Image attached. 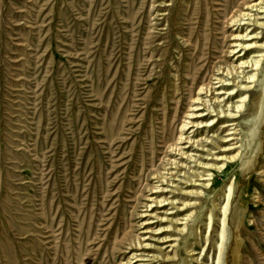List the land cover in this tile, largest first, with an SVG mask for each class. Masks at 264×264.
<instances>
[{
    "label": "rangeland",
    "instance_id": "374dc122",
    "mask_svg": "<svg viewBox=\"0 0 264 264\" xmlns=\"http://www.w3.org/2000/svg\"><path fill=\"white\" fill-rule=\"evenodd\" d=\"M222 5L224 0H0V264H93L121 204L132 240L151 245L138 254L160 255L157 263L139 264H264V60L259 70H245L258 74L249 91L237 92L247 85L242 76L237 87H225L235 89L226 104L246 98L240 117L222 120L236 123L235 140H214L220 151L210 145L206 154L190 148L189 163L169 156L159 139L167 118L176 122L169 133L178 137L193 105L198 86L190 95L192 83L182 79L191 68L206 66L201 80L218 89V69L236 66L254 51L264 54L232 53L235 35L246 29L255 38L245 43L264 45V29L232 27L221 17ZM174 94L183 97L181 104L171 105L163 119L175 102L163 100ZM221 125L186 135L212 141ZM228 133L224 129L220 137ZM223 146L240 147L224 152ZM222 154L231 161L202 190V165L220 162ZM168 157L191 167L190 174L198 171L202 181L177 176L179 188L171 185L153 197L170 198L180 208L165 202L141 217L150 188L161 185L153 170L165 172ZM184 202L192 207L182 208ZM184 215L190 220H181ZM192 249L198 255L190 257ZM166 255L177 261L165 262Z\"/></svg>",
    "mask_w": 264,
    "mask_h": 264
},
{
    "label": "bare ground",
    "instance_id": "6f19581e",
    "mask_svg": "<svg viewBox=\"0 0 264 264\" xmlns=\"http://www.w3.org/2000/svg\"><path fill=\"white\" fill-rule=\"evenodd\" d=\"M239 2L240 0H224V5H222L224 8V12H223L224 15L223 16L221 15V17L224 20L228 19V24L231 25L232 27H237L238 30L242 29L241 27H244L248 24L249 25L251 24L254 27H259L261 29H264V21H258L260 17H264V0H253L251 2H249L248 0H245L243 5L241 6V9L238 11V13H235L234 15L229 17L230 10L235 5H237ZM170 5L171 4H165L164 8ZM161 15L165 16L166 12H162ZM257 16L258 17L260 16V17L257 18ZM244 32L245 34H242V35L238 34V35H235L234 37V39L236 40V42L232 46L233 47L232 53L234 55L238 53H241L239 55H242L243 52L247 53L249 49H257V50L261 49L264 51V45H261V46L257 45L256 42L252 44L245 43L244 41L246 39L251 40V39H254L255 37L254 35H252L253 37L250 39V35L248 34L247 29ZM252 53H254L253 56L249 57L246 60H240L239 64L237 63L236 66H233L232 64H230L224 68L221 67L222 69L220 68L217 70V74L216 75L214 74L215 78H213V80H215L216 82L215 84L218 85L219 87V88L217 87L218 89L213 87L214 83H205V81L201 80V73L206 67L204 65L202 66L198 65V66L191 68L190 71H188L187 73L188 74L187 77L188 76L189 77L182 78L185 84H188L190 82L192 83L190 88L188 89V92L190 93V95L194 94L195 88L197 86H198V91L195 92L197 93V96L193 97V101H192L193 105L192 103H190L191 106L189 108V111L185 115L186 120L182 121L181 128L178 132V137H176V135L169 133V132H172L173 130H176V127H175L176 122L174 120L173 121L171 120V122L168 123L169 118H167V120H164V122L162 123L161 129L163 130V133H162L163 137H159V139L163 145L162 148H165V150L166 149L168 150L167 153L169 154V156H172V155L179 156L180 159H186L185 161L192 163L194 157L192 153H188L190 152L188 151V149L193 148L196 150L197 148H200V150L199 149L197 150L201 151V153L203 154L204 153L206 154V153L212 152V149H209V148H210V145L214 146V144H212L213 142H215L214 140H216L217 142L219 141L221 143H224V142L227 143L232 140H235L233 136L237 134L236 133V130H237L236 123H228V121L222 122V120L223 119L234 120L240 117V116H237V114L240 113L242 109L244 108V103L246 102V98L243 96H239V99H237L235 102H230L229 104H226L225 103L226 97H231L235 93L234 91L235 89L229 90V89H226L225 87L230 86V85L237 87L236 85L237 79L240 78L239 76H242L240 78L241 81L247 85L246 87H242L241 85L238 86L237 92L238 91L239 92L249 91L251 89L252 84L258 77V74L254 73L253 75L248 76L245 74V70L249 69L251 72L259 70L262 64V60H264L263 59L264 54H261L260 52H257V51H254ZM220 65L222 66V64ZM195 72L200 74V75L198 74L199 78L196 77L197 73L195 74ZM182 98L183 97H181L180 95L174 94L172 98L163 100V104L167 103L169 100H175V102L168 105L169 107L168 106L166 107L167 113L165 112L166 116L164 114L165 118L163 119H166V117L171 112V105L173 106L175 105L176 107L180 106ZM177 110L178 109H176V111ZM206 117L207 118L214 117V118L211 120H207V121L203 120ZM219 124H222L218 130L219 134L217 135L215 134L214 136H212L213 137L212 141H210L211 138H207V139L201 138L200 140H197V139L195 140L194 137H189L188 135H186L187 131H189L190 129L196 128V130H199V129L205 128V129L213 130ZM230 126H234V127L231 128ZM224 129L226 130L228 129L229 133L227 134V137H220L221 134L224 132ZM218 137L225 139V140L218 139ZM151 142L154 147L156 142L154 140ZM237 147H240V146H236L234 148H237ZM219 148L215 147V149H218V150ZM234 148H231L230 146H225L222 151L224 152L230 151L231 149H234ZM154 150L155 149L153 148V154H154ZM213 156H216V155H213ZM219 159L220 160H217V161H220V162L208 164V165H202L203 169L205 170L204 172H207L205 173V175H203L205 176L203 177L204 178L203 181H206V183L199 184V187L203 188L202 190L207 189L211 185V182L214 180V178H216L215 171L216 172L225 171V168H226L225 163L231 161L230 157L226 154L219 155ZM165 162L166 164L163 167V170H165V172L162 171V169L153 170V174L155 176L154 179H157V182H159L161 185L157 187L152 186L150 188V191H152L151 192L152 195L150 196V198H147L149 199L148 201L150 202V204L145 203L146 210L145 212L142 213L144 215H142L141 217L149 216L147 212H152L151 209L153 205H156V206L158 205V207H162L160 205H162L165 202H168V203L163 204V205L170 204L173 207V209L180 208L177 206V204L174 201H171L170 198H163L162 200H159L158 197H153V195L157 193L168 192V190L166 189L170 187L171 185H175L174 187L179 188L178 184H180V182L178 183L175 182L177 180L175 179L177 176L183 177L182 180H186L188 182H194L195 181L194 176L201 179L200 181H202L201 175L198 173V171H195V173H193L192 171L191 174L194 175L192 176L189 172L192 170V168L189 167L187 164L182 163V161L180 160L178 161L176 159L173 160L171 159V157H168V159H166ZM197 162L198 161L196 160L195 164L193 165L198 166ZM185 176L187 177L185 178ZM165 184L166 185L169 184V185L166 187H163V185ZM230 189L231 187L229 188V190ZM189 195L190 196L197 195V193L194 192V193H190ZM191 205L192 204H190V202H186V203L184 202L181 207L188 209L192 207ZM227 208H228V202L226 206L221 207V211L223 212L224 216L227 212ZM121 214H123L125 217L124 223L122 221L123 218L121 217ZM150 216L156 217L152 215ZM183 218L184 219H181V220L189 221L191 218V215H184ZM171 221H173V219ZM128 222L129 221L127 220V212L125 208L123 207V205L121 204L116 209L113 219L111 221V224L110 225L108 224L109 227L107 229V237L106 238L104 237L105 238L104 246H102L99 252L96 254L95 260L93 259L94 261L93 264H122V263L123 264H139L141 263V261H152V263H157L161 260L160 255H157L156 253L152 255L150 254L145 255V253L138 254V252H141L143 249L151 248L150 247L151 245L150 244L145 245L143 242H141L140 240L141 237H137L135 240H132L131 233L133 229L128 224ZM221 222L222 224H225V219ZM108 225L106 224V226ZM177 232H180V231H177ZM223 238H224V231L222 230V232L219 234V239L221 240V243L218 246L219 250H221L222 248ZM167 241L169 242V241H174V240H167ZM126 245H129L130 247L127 248V251L122 252V250L126 249L125 248ZM175 246L176 245H173L172 247H175ZM188 252H189L190 257H194L198 255L195 249H192L190 251L188 250ZM128 253H132V255L131 257L128 258V260H125L124 258H126V255ZM165 257H166L165 262L174 263L177 261L176 256L166 255ZM218 259H220V255Z\"/></svg>",
    "mask_w": 264,
    "mask_h": 264
}]
</instances>
